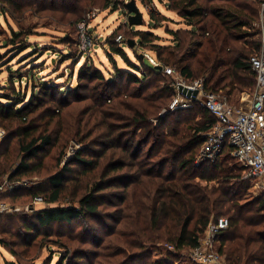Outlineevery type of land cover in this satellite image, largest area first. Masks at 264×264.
I'll return each mask as SVG.
<instances>
[{
	"label": "trees",
	"instance_id": "1",
	"mask_svg": "<svg viewBox=\"0 0 264 264\" xmlns=\"http://www.w3.org/2000/svg\"><path fill=\"white\" fill-rule=\"evenodd\" d=\"M113 1L0 0L3 11L15 19L30 12L78 23L94 8H108ZM168 1V8L186 24L171 30L172 42L162 44L159 35L142 29H135L128 39L117 42L122 26L108 38L112 51L128 62V70L117 68L106 79L100 69L86 64L78 71L77 89L43 82L27 101L28 92H16L13 87L12 92L0 94V127L6 126L5 120L16 122L11 133L18 137L23 155L11 178L29 172L30 160L61 141L68 144L75 139L83 146L49 177L47 190L42 187L33 193L34 198L43 197L52 205L65 199L64 193L74 187L70 204L37 210L35 222L21 233L20 244L29 247L41 228L47 229L53 223L78 221L85 234L81 241L87 244L92 242L90 238L97 240L95 247L101 249L95 255L105 259L106 264H178L184 250L200 245L211 221L226 217L229 225L218 236V250L226 264H264V194H254L253 181L244 177V169L232 158L230 146L214 162L195 163L217 119L198 102L193 108L171 110L170 102L177 90L171 84L174 75L165 70L175 68L189 82L203 78L206 90H224L231 101L236 89L253 92L257 74L250 58L262 47L257 23L264 0ZM113 8L116 10L117 4ZM151 15L155 27L169 20L163 14ZM22 33L14 31L8 45H16ZM131 39L135 41L132 50L136 62L123 46ZM137 45L154 55L162 68L140 53ZM29 74H20L17 79ZM123 74L129 84L121 87ZM31 76L34 79V74ZM167 76L172 81L165 83ZM95 80L98 82L92 84ZM10 82L14 85L15 77ZM164 108L167 112L161 114ZM194 108L198 110L197 122L192 117ZM183 111L189 114L185 117ZM43 115L49 120L45 127L34 125ZM69 115L76 117L66 124ZM56 119L60 122L58 134L50 128ZM1 162L0 179L9 171L2 170ZM83 179L88 183L79 195ZM108 207H115L112 216ZM106 219L114 223L110 225ZM104 227L107 230L103 232ZM97 229L102 231L95 235ZM106 237L110 238L103 245ZM0 243L19 255L9 240L0 238ZM86 253L91 254L67 250L57 264H79L87 258Z\"/></svg>",
	"mask_w": 264,
	"mask_h": 264
},
{
	"label": "rangeland",
	"instance_id": "2",
	"mask_svg": "<svg viewBox=\"0 0 264 264\" xmlns=\"http://www.w3.org/2000/svg\"><path fill=\"white\" fill-rule=\"evenodd\" d=\"M153 1L157 4L160 11L159 16L163 14L169 18V20L163 21L162 25L158 27L154 26L156 20L153 19L151 13L146 8L148 0H145V2L137 0L138 8L143 14L144 23L135 26L127 25L129 24L127 21L128 13L126 12L122 0H114L112 6L108 8H103L101 6L94 8L93 11L96 13L97 18L91 23L90 28V35L93 38V42L92 45L85 48V50L82 48L81 44L82 32L79 28L80 22L69 20L58 21L55 17L38 15L30 12L22 19H15L8 11H3V5L0 2V94L12 92L14 88L16 92L22 93L27 91V101L35 87L39 89L43 82H53L55 84H61L69 88L75 87V89H77L78 71L82 66H86V64L100 69L106 79L111 78L112 75L115 74L117 68L128 70V62L120 55L115 54L110 44H108V38L115 29L121 26L123 27L120 32H122L121 34L124 39H128L131 36V32L135 29L153 31L161 38L158 42L168 44L173 40L171 30H177L186 26L184 20L168 8V0ZM114 4H117L116 10L113 8ZM88 14L89 12L87 15ZM258 23L257 27L260 29V24L258 25ZM14 31H21L23 35L17 39L18 43H16V45H8V42L14 38ZM135 40L139 39L136 37ZM123 46L129 58L133 62H136V56L132 47H130L127 42L123 43ZM137 48H139V52L144 53L146 57L149 55L155 59L154 55L150 52H146L145 49H142V46L137 45ZM83 53H85V55L81 58V54ZM74 62H76L75 67H73ZM173 69L175 70L173 74L174 81H172V77L167 76L165 83L172 81L171 84L176 88L177 84L186 79L182 77L175 68ZM28 72L30 73L28 77L24 76L21 80L17 79L20 74L27 75ZM32 74L35 76L34 79L31 76ZM12 77H15L14 85H11L10 82ZM201 79L203 78L197 80ZM83 82L86 83V79ZM97 82L98 81L95 80L92 84ZM119 84L121 87L129 84L125 74L119 79ZM131 86H134V84H131ZM11 87H13V90L10 89ZM61 90H64V88H61ZM242 90L236 89L232 93L233 102H231L238 107H245L249 104L253 94L250 89L246 88ZM221 92L224 93V90ZM59 95L60 94L56 96L55 100L59 98ZM174 99H172L170 105ZM1 100L7 102V99L3 98ZM193 107L194 104L190 107L181 108ZM42 110L43 109L38 110L33 116H38L40 114L39 112ZM166 112L167 110L164 108L161 114ZM197 112L198 110L194 108L192 113L194 122H197L199 119V117H196ZM187 114H189V111H183L185 117ZM73 117H76V115H69L65 118V123H71ZM47 121L49 120L44 118L43 115L41 118L37 117V120L34 121V125L45 127ZM154 122L156 123L157 119H155ZM4 124L6 126L0 127V150H2V153L0 152V160H2L1 163H3L2 170L6 169L9 171L0 179V185L4 186L5 189L4 192L0 194V205L5 204L6 206L5 210L0 211V238L9 240L14 249L18 251L19 255H13L8 248L0 243V264H7V262H13L14 264H45L50 262V260H52L51 264H57L61 256L66 253L67 250H70L72 253H74L75 250L91 252V254L86 253L88 254L87 258L79 261V264H106L105 259L95 255V251L101 249V247H95V242L97 240L90 238L94 244L92 242L85 244L81 241V238L84 237L85 234L83 233L82 223L78 221L70 224L53 223L47 229L41 228V234L33 240V243L29 247L19 243L21 238L20 235H22V232L26 231L27 225L31 224L33 221L35 222L33 217L37 210L48 206H56L58 204H70L71 198L74 195V187H72L70 191L64 193L66 196L65 199L63 198L60 201L61 203H53L52 205L47 203L44 199L43 201H36V198L33 197V193L42 187L47 190L49 188V177L61 170L66 162L71 160L83 146L75 139L68 142V144H64L63 141H61L56 146L48 148L41 157L30 160L31 170L29 172L11 178L12 173L19 167L23 155L19 152L18 137L11 133V130L15 128L16 122L14 121L13 123L12 120H5ZM50 128L53 130L54 134H58L60 122L57 121V119L54 120ZM64 145L63 158L60 160L61 150ZM149 146L150 145H148V147ZM202 146L197 155H199ZM4 153H6V156H2ZM87 183L88 180L83 179L79 195L84 192ZM253 184L254 194L263 195L264 189L258 186V184ZM11 186L15 187L14 190L11 189ZM114 209L115 207H108L107 211L110 213V216H112L113 213L111 212H113ZM106 222L110 225L114 223L113 219H106ZM91 223L97 226L96 221H91ZM101 229H103L104 232L107 230V227ZM101 231L97 229L95 232L96 234H94L97 235ZM109 238L110 237L105 238L103 245L108 242ZM63 243H67L68 245H63ZM163 245L173 249V247L168 244ZM182 254V258L179 260L178 264H197L191 258L190 250H184Z\"/></svg>",
	"mask_w": 264,
	"mask_h": 264
},
{
	"label": "built area",
	"instance_id": "3",
	"mask_svg": "<svg viewBox=\"0 0 264 264\" xmlns=\"http://www.w3.org/2000/svg\"><path fill=\"white\" fill-rule=\"evenodd\" d=\"M118 1V0H115ZM123 4L131 0H122ZM137 3V0H135ZM145 2V0H141ZM138 5V3H137ZM146 8L150 13L159 15L160 11L153 0H148ZM97 15L92 10L86 19L79 24L81 29L82 48L92 45L93 38L90 35L91 23L96 20ZM128 21V16H127ZM261 29L262 47L250 58L253 70L257 74V84L253 91L252 98L245 107H238L232 103L223 92L208 91L204 87V80L194 82H183L176 85L177 96L171 103V109L190 107L198 102L201 107L211 111L217 122L206 134V140L199 155L196 156L197 165L204 162H214L224 152L227 146L231 147V156L235 162L244 169V177L251 179L253 183L264 189V4L262 5L261 20L258 23ZM122 34L116 38L117 42H123ZM150 62L159 65L156 60L147 55ZM166 72L174 74L175 70L165 68ZM180 85L188 89L198 90L194 99L180 92ZM14 186L11 189L14 190ZM4 186L0 185V194L4 192ZM36 201H43L38 196ZM6 206L0 205V211ZM229 225L226 217L211 221L207 230L200 239V245L190 250L191 258L197 264H226L224 256L218 250V236L221 230Z\"/></svg>",
	"mask_w": 264,
	"mask_h": 264
},
{
	"label": "water",
	"instance_id": "4",
	"mask_svg": "<svg viewBox=\"0 0 264 264\" xmlns=\"http://www.w3.org/2000/svg\"><path fill=\"white\" fill-rule=\"evenodd\" d=\"M126 12L128 13V23L131 26L139 25L144 23L143 14L139 10L138 5L135 0H131L130 2L125 3ZM128 45L130 47L134 46L135 41L133 39L128 40ZM158 68H162V66H158ZM180 92L186 94L188 96H192L194 99L198 94V90L188 89L183 85H180Z\"/></svg>",
	"mask_w": 264,
	"mask_h": 264
}]
</instances>
